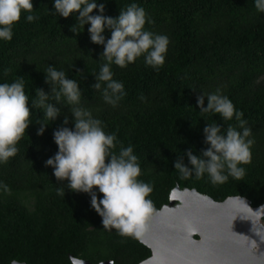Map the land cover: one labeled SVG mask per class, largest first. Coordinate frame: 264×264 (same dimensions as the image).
Returning a JSON list of instances; mask_svg holds the SVG:
<instances>
[{
    "label": "trees",
    "instance_id": "16d2710c",
    "mask_svg": "<svg viewBox=\"0 0 264 264\" xmlns=\"http://www.w3.org/2000/svg\"><path fill=\"white\" fill-rule=\"evenodd\" d=\"M263 76L264 0H0V217L39 234L1 264H141L117 225L178 186L263 206Z\"/></svg>",
    "mask_w": 264,
    "mask_h": 264
},
{
    "label": "water",
    "instance_id": "95a60500",
    "mask_svg": "<svg viewBox=\"0 0 264 264\" xmlns=\"http://www.w3.org/2000/svg\"><path fill=\"white\" fill-rule=\"evenodd\" d=\"M176 201L187 217L169 211ZM169 206L147 221H124L152 250L141 264H264V205L255 208L245 197L220 203L178 186Z\"/></svg>",
    "mask_w": 264,
    "mask_h": 264
},
{
    "label": "rangeland",
    "instance_id": "374dc122",
    "mask_svg": "<svg viewBox=\"0 0 264 264\" xmlns=\"http://www.w3.org/2000/svg\"><path fill=\"white\" fill-rule=\"evenodd\" d=\"M261 81H264V76L261 78ZM127 189H129L127 187ZM162 189V183L161 182H155L150 185L149 190L147 192V196H151L152 198H155L158 191ZM145 192V193H146ZM128 195V192L126 195L119 198V206L122 204L123 201H125V197ZM140 196L143 198L145 197L143 194H140ZM237 197H231L229 199H235ZM135 202L137 199H131V201ZM30 210L33 212L34 208H32L30 205ZM13 211V210H11ZM169 211L171 213H180L183 216L187 217L188 212L185 209V207L179 203L175 202L172 206H169ZM16 213L9 212L8 214H5L4 217H0V253H2V249H4L7 246L15 245L18 243H27V244H36L39 242V234L35 233L33 230V224L31 221H29L28 217H17L15 215ZM128 221V220H127ZM260 224L264 226V217L261 219ZM126 223L123 222L121 224H118L117 227L119 229H129L127 226H125ZM99 229L98 225L91 226L89 230L97 231ZM140 242L142 243L141 237ZM195 240L201 241L202 237L200 235H195ZM69 258L71 259L73 264H92L91 261L87 258L85 252L77 250L76 254H69ZM0 256V264L2 263ZM105 259V260H104ZM113 262L111 260H106V258H103V261L100 264H112Z\"/></svg>",
    "mask_w": 264,
    "mask_h": 264
}]
</instances>
